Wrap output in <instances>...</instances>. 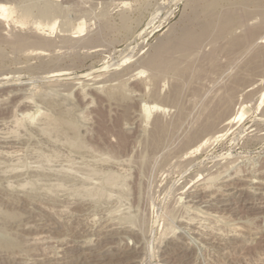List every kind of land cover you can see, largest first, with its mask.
Here are the masks:
<instances>
[{"label":"rangeland","instance_id":"374dc122","mask_svg":"<svg viewBox=\"0 0 264 264\" xmlns=\"http://www.w3.org/2000/svg\"><path fill=\"white\" fill-rule=\"evenodd\" d=\"M0 1L12 10L0 21V133L20 142L16 156H0L7 168L6 177L0 170V264H82L64 259L80 250L94 258L106 248L107 259L85 264L128 257L136 264H264V208L246 182L264 180L263 48L256 43L264 36V0ZM229 17L232 25L222 28ZM207 30L204 45L172 53L169 68L146 65L167 41ZM42 37L52 48L35 44ZM12 88L32 98L31 107L5 96ZM156 104L166 112L149 116ZM157 118L173 127L164 130L167 149L157 142ZM210 135L217 139L202 150ZM228 178L244 190L225 202ZM201 182L207 193L193 203ZM108 226L132 233L114 248L99 247ZM176 242L186 258L172 253ZM136 244L137 255L122 252Z\"/></svg>","mask_w":264,"mask_h":264},{"label":"bare ground","instance_id":"6f19581e","mask_svg":"<svg viewBox=\"0 0 264 264\" xmlns=\"http://www.w3.org/2000/svg\"><path fill=\"white\" fill-rule=\"evenodd\" d=\"M174 1H176V3L178 2V1H180V0H174ZM1 2V1H0ZM3 3V2H2ZM0 4V21H7L8 22V20L11 18V16H12V10H11V8H8V6H6V5H3V4ZM171 13L172 12H170L169 14H168V16L169 15H171ZM46 16V15H45ZM231 16V15H230ZM244 16V15H243ZM232 18H233V16H231ZM236 17V16H235ZM239 18V17H238ZM242 18V17H241ZM240 18V20L241 21H239L238 23H241L242 22V20H243V18L241 19ZM167 19V18H166ZM168 19H170V18H168ZM223 21H225V23L222 25V28L223 27H228V25L230 26V25H232V23H233V21H232V23H231V19H230V17L229 18H227V21L226 20H223ZM238 21V20H237ZM237 21H235L234 20V22H237ZM237 23V24H238ZM6 25H9V24H6ZM212 25V24H211ZM213 25H214V23H213ZM216 25V24H215ZM219 25V24H218ZM225 25V26H224ZM47 27H49V29L51 30V31H54L55 30V26H56V24H53V25H51V26H48V25H46ZM46 26H44V27H46ZM262 26V25H261ZM37 27H38V29H40V27H41V25L40 24H38L37 25ZM43 27V26H42ZM203 27V26H202ZM208 27V26H207ZM216 27V26H215ZM219 27L221 28V24L219 25ZM219 27H218V29L217 30H220L219 29ZM209 28V27H208ZM221 28V29H222ZM211 29V28H210ZM214 29H216V28H214ZM213 29V30H214ZM209 30V29H208ZM208 30L205 32V33H203V34H201V32H200V34H186V35H184L183 37L181 36L177 41H170V42H166L167 44H163L162 45V47L160 46L159 47V49H158V52L156 53V55H153L152 56V58L151 59H148V61H146V65L147 66H149L150 68H152V70L154 71V70H163V69H166V68H169V66H171V65H174L173 64V61H172V53H177L178 51L180 52V54L182 53V54H187L186 52L188 51V50H191L192 49V51H194V48H195V46H197V48H199V47H201L202 46V44L200 45V43H202V39H203V37L208 33ZM213 30H212V33H214L215 34V32L217 31V30H214L215 32H213ZM256 30V29H255ZM222 31V30H221ZM220 31V33H217L216 32V34L218 35H220L222 32ZM191 32V31H190ZM197 32V31H196ZM75 33H79V35H80V33L82 34L83 33V27H79V29H78V31L77 32H75ZM209 33H211V31L209 32ZM211 33V36H213L214 34H212ZM70 35V34H69ZM249 35V34H248ZM41 36H39V37H37L38 39L40 38ZM36 38V43L35 44H38L39 45V47L41 46L42 48H47V47H50V45H51V47L50 48H52V46H53V44H51L50 43V40H48V39H46V38H41L40 40H38ZM72 38H75V37H72ZM87 39V38H86ZM205 39V38H204ZM257 39V38H256ZM255 39V40H256ZM176 40V39H175ZM69 41H71V40H69ZM88 41V40H87ZM98 41V40H97ZM205 41H207V40H204L203 41V45H204V42ZM26 42L28 43V41L26 40L25 42H22V43H25L26 44ZM72 42V41H71ZM210 42V41H209ZM246 42V41H245ZM76 43V42H75ZM256 43L258 44V45H262V48H263V52L260 54V52H259V54L260 55H258V59H259V61L261 62L260 63V67H263L264 68V36H262V37H260V38H258L257 39V41H256ZM199 45V46H198ZM254 45V44H253ZM40 47V48H41ZM194 47V48H193ZM49 48V49H50ZM48 49V48H47ZM40 50V49H39ZM43 50V49H42ZM44 51V50H43ZM46 51V50H45ZM177 51V52H176ZM189 52V51H188ZM192 53V52H191ZM181 54V55H182ZM187 56V55H186ZM172 57V58H171ZM128 60V59H127ZM252 62V61H251ZM253 63V62H252ZM263 65V66H262ZM176 67L178 66V63L175 65ZM258 66V65H257ZM109 66H107V67H105V69H107ZM259 67V68H260ZM253 68V67H252ZM256 68V67H255ZM255 68H253V69H255ZM252 69V70H253ZM161 70V71H162ZM173 70V69H172ZM175 70V69H174ZM160 71V72H161ZM167 72H169V70L167 69L166 70ZM176 71V70H175ZM247 71V70H246ZM62 72V71H61ZM64 72V71H63ZM159 72V73H160ZM163 72H165V71H163ZM173 72V71H172ZM179 72V71H178ZM250 72V71H249ZM56 72H54V73H51V74H55ZM60 73V72H59ZM58 72L56 73V74H59ZM141 73H143L142 71H141ZM140 73V71H139V74H141ZM158 73V74H159ZM175 73V72H174ZM177 73V72H176ZM255 73V72H254ZM50 74V73H49ZM64 74V73H63ZM66 74V73H65ZM69 74V73H68ZM138 73H137V75H139ZM179 74V73H178ZM245 74V73H244ZM248 74H250V73H248ZM62 75V74H61ZM256 75V74H255ZM50 76V75H49ZM68 76V75H67ZM251 77H253V75H250ZM54 77H58V75H54V76H52V78H54ZM61 77V76H60ZM66 77V76H65ZM50 78V77H49ZM256 78H258V75H257V77ZM252 80H255L257 83H258V81L256 80V79H253L252 78ZM255 81L253 82V84L255 85V84H257V83H255ZM250 82V84H252V82L251 81H249ZM249 82H248V84H249ZM244 84V83H243ZM256 86V85H255ZM251 87V86H250ZM254 89V88H253ZM259 91H261V90H259ZM7 93H6V95L5 96H7L8 98H10V99H12L11 97H16L18 100H22L21 101V105H22V108H28V107H31V103L29 102V101H27V100H32V98H29V97H25V96H22V89H19V88H12V89H8V91H6ZM257 92V91H256ZM254 94V93H253ZM84 96H88L87 94L86 95H84ZM177 96V95H176ZM84 98H86V97H83V100H84ZM88 98H89V96H88ZM87 99V98H86ZM6 100V99H5ZM260 100H261V103H263L264 102V89L262 90V93H261V98H260ZM7 101V100H6ZM173 102V101H172ZM20 103V102H19ZM3 104V103H2ZM174 104H175V102H174ZM177 104V103H176ZM175 104V105H176ZM178 105H179V103H178ZM178 105H177V107H178ZM9 106V105H8ZM174 106V105H173ZM211 106V105H210ZM215 106V105H214ZM3 107H6V106H3ZM211 109V108H210ZM186 111V110H185ZM210 111V110H209ZM212 111H213V109H212ZM147 112H148V114H149V116H151L153 113L155 114V113H158V114H160V113H164V112H166V110L165 109H163V108H161L160 106H157V104L156 105H153V106H150L149 108H148V110H147ZM183 112V111H182ZM214 112V111H213ZM239 113V112H238ZM158 114H157V116H158ZM167 114V113H166ZM181 113H179V115H176L177 116V118H179V117H182L181 115H180ZM185 115H186V113H185ZM235 115V114H234ZM244 115H245V110L243 109V111H241L239 114H237V115H235V116H233V117H231L230 119H226V122L224 123L225 124V126H224V128H225V130H230V129H232V126H234V124H236V122H238V120H240L241 121V119L244 117ZM209 116H211V115H209ZM213 116V115H212ZM216 116V115H215ZM206 117V116H205ZM228 118V117H227ZM173 119H174V117H173ZM172 119V120H173ZM175 119H176V117H175ZM174 119V120H175ZM184 119H185V117H184ZM219 119V118H218ZM222 119V118H221ZM220 119V120H221ZM179 120V119H178ZM213 120V119H212ZM176 121V120H175ZM208 121V120H207ZM23 122V121H22ZM22 122H21V119L19 120H17V118L15 117V122H13L14 124H15V126H17V125H21L22 124ZM172 122V121H171ZM198 122H200V121H198ZM203 122V121H202ZM211 122V121H210ZM209 122V123H210ZM165 123H167V122H165ZM174 124V123H173ZM180 124V123H179ZM8 125V124H7ZM155 127L154 128H156V129H158L157 130V132L159 131V133H157L158 134V144H160V148L162 147H164L165 149H167L166 147L170 144L169 142H170V140L167 138V134L166 133H168V131L169 130H167V129H165V128H169L170 126L172 127V124L170 123V124H162L160 121H159V119L157 118L156 120H155V123L153 124ZM216 125V124H215ZM218 125V124H217ZM216 125V126H217ZM223 126V125H222ZM20 127V126H19ZM22 127V126H21ZM198 127V126H197ZM201 127V126H200ZM204 128H206V123H205V126H203ZM213 127H215V126H213ZM13 128H15L14 127V125H13ZM17 128H18V126H17ZM16 128V129H17ZM173 128V127H172ZM176 128H177V125H176ZM208 128V127H207ZM206 128V130L205 131H209L208 129ZM223 128V127H222ZM234 128V127H233ZM6 129H8V128H6ZM155 129V130H156ZM178 129V128H177ZM201 130H202V128H200ZM214 129V128H213ZM213 129H212V132H213ZM18 130H19V128H18ZM18 130H17V132H18ZM164 130H167V132L165 133V131ZM173 130V129H172ZM1 132H2V130H0ZM11 131V130H10ZM15 131V130H14ZM13 131V132H14ZM171 131V130H170ZM175 131H177V130H175ZM174 131V132H175ZM196 131V130H195ZM12 132V133H13ZM16 132V131H15ZM14 132V135L17 133H15ZM42 132H44V130L42 131ZM199 132H200V130H199ZM203 132V131H202ZM161 133V134H160ZM165 133V134H164ZM169 133H171V132H169ZM204 133V132H203ZM209 134H210V132H208ZM17 134H19V133H17ZM16 134V135H17ZM160 134V135H159ZM206 134V133H205ZM209 134H207V135H209ZM212 134V133H211ZM215 134V132L213 133V135ZM192 135V134H191ZM157 136V135H156ZM205 136V135H204ZM211 136V137H210ZM209 137H207V138H203L202 137V139H204V140H202L201 139V143L199 144L200 145V147L202 146V145H204L205 147L206 146H208L209 144H211V143H209V142H212V139L213 138H216L217 139V136L215 135L213 138H212V135H210ZM192 137V136H191ZM199 137V136H198ZM197 137V141H198V139L200 138H198ZM18 139H19V137H17ZM18 139L16 140L15 139V137L13 138V135H11L10 136V134H8V133H6V134H4V133H0V156L1 155H4L6 158L9 156V157H13V156H16V154L18 153V150H19V145H20V142L18 141ZM192 139V138H191ZM191 139H190V141H191ZM196 139V138H195ZM195 139H193V141L195 142L196 140ZM22 140V139H21ZM168 140H169V142H168ZM172 140V139H171ZM214 140V139H213ZM23 141V140H22ZM44 141V140H43ZM49 142V141H48ZM156 142V143H157ZM192 142V141H191ZM214 142V141H213ZM155 143V144H156ZM190 142L188 141V144H189ZM197 142H195V144H196ZM209 143V144H208ZM44 144V143H43ZM49 144V143H48ZM187 144V145H188ZM194 144V146H196L197 147V145H195ZM198 144V143H197ZM192 145H193V143H192ZM154 146V145H153ZM159 146V145H158ZM191 146V145H190ZM194 146H192L193 148H195ZM204 146L203 147H201L202 148V150H203V148H204ZM157 147V146H156ZM189 147V146H188ZM159 148V147H158ZM157 148V149H158ZM193 148H191V149H193ZM153 149V148H152ZM185 149H186V147H185ZM190 149V150H191ZM197 149V148H196ZM196 149H194V151L196 150ZM153 150H155V148L153 149ZM158 150H160V149H158ZM155 151H157V150H155ZM154 151V152H155ZM189 151V150H188ZM187 151V152H188ZM199 151V150H198ZM21 152V151H20ZM181 152V151H180ZM191 153H192V150H191ZM181 154V153H180ZM185 154L186 153H184L183 152V155L185 156ZM20 155V154H19ZM187 156V155H186ZM179 157H180V155H179ZM176 158H178V157H176ZM1 159V158H0ZM3 160V159H2ZM7 161V160H6ZM12 162V161H11ZM230 163V162H229ZM2 164V163H1ZM2 165H4V164H2ZM1 166V165H0ZM6 166V165H5ZM1 168H2V166H1ZM3 168H4V166H3ZM6 168V167H5ZM16 168V167H15ZM15 168H14V170H15ZM7 169V168H6ZM6 169L4 170L3 169V171L1 172V174H3L5 177H6ZM13 169V168H12ZM18 170V169H17ZM17 170H15V171H17ZM8 172H9V170H7ZM14 171V172H15ZM19 172H20V170H18ZM13 172V171H12ZM0 174V175H1ZM199 174V173H198ZM224 174H225V172H224ZM236 174V173H235ZM3 175H1V177H4ZM9 175V174H8ZM7 175V176H8ZM11 175V174H10ZM236 176H237V174H236ZM241 176V175H240ZM0 177V178H1ZM10 177V176H9ZM21 177H22V175H21ZM33 177V176H32ZM223 177H224V175H223ZM232 177H234V176H232ZM205 178V177H204ZM236 178V177H235ZM21 179V178H20ZM110 177L107 179V181L108 182H110ZM229 179V178H228ZM264 179V178H263ZM262 178H261V180H263ZM5 180V179H4ZM8 180V178L5 180V182ZM15 180V179H14ZM19 180V179H18ZM49 180H50V178H49ZM225 180H227V179H225ZM233 180H235V179H229L228 181H225V182H223V183H225L223 186L225 187L224 188V192H223V195H221V197H223L224 198V200H225V202L226 201H229L231 198L230 197H232L233 195H235V194H237V192H239V191H242V190H244V188H240V187H238L237 186V182H233ZM9 181V180H8ZM7 181V183L9 184V182ZM25 181V180H24ZM264 181V180H263ZM263 181H258V182H255V181H253V180H251V181H246V182H248V188L249 187H252L253 186V189L256 191H254L255 193H253L254 195H255V197H258V198H260L259 200V204H261L260 206L261 207H263L264 208V188H263V186H264V183H263ZM1 182H3L2 181V179H1ZM28 182V181H27ZM90 183V182H89ZM202 183V182H201ZM207 183V182H206ZM1 184V183H0ZM83 184V183H82ZM2 185V184H1ZM26 185H28V184H26ZM76 185V184H75ZM85 185H86V183H85ZM201 185H203V183L202 184H199L198 186H196L197 188H194V190L193 191H191V194H190V197H191V201L193 202V203H197V202H200V201H202L200 198L201 197H204V193H207V188H205V187H203V188H200V186ZM242 185V184H241ZM82 186V185H81ZM2 187V186H1ZM0 187V188H1ZM9 187V186H8ZM23 187V186H22ZM84 187V186H83ZM210 186H208V188H209ZM215 187V186H214ZM246 187V186H245ZM78 188V187H77ZM76 188V189H77ZM85 188V187H84ZM216 188V187H215ZM218 188V187H217ZM223 188V187H222ZM247 188V187H246ZM245 188V189H246ZM9 189H10V187H9ZM81 189H82V187H81ZM89 188H87V190H88ZM1 190V189H0ZM85 190V189H84ZM217 190H219V189H217ZM222 190V189H221ZM248 191V190H247ZM220 192V191H219ZM253 192V191H252ZM217 193V192H216ZM207 196V195H206ZM27 197V196H26ZM207 197H209V196H207ZM229 199H228V198ZM25 198V197H24ZM206 198V197H205ZM233 198V197H232ZM38 199V198H37ZM204 199V198H203ZM5 200H7V199H5ZM19 200V199H18ZM223 200V201H224ZM36 201V200H35ZM221 201V200H220ZM20 202V201H19ZM223 203L222 205L223 206H228V205H230L229 203ZM35 203V202H34ZM39 203H41L40 201H39ZM206 203H209V201H207ZM215 203H217V202H215ZM222 203V202H221ZM258 203V202H257ZM71 204V206H72V203H70ZM74 204H76V203H74ZM36 205V204H35ZM221 205V204H220ZM202 206V205H201ZM236 206V205H235ZM46 208V207H45ZM46 209H48V208H46ZM199 209V208H198ZM80 212V211H79ZM82 216V215H81ZM182 221V220H181ZM30 222V221H29ZM189 222V221H188ZM180 223V222H179ZM192 223V222H191ZM194 223V222H193ZM189 224V223H188ZM21 225V224H20ZM19 225V227H17V228H19L18 230H20V231H23V230H28V229H31V226H28V224H25V225H21L23 228H20L21 226ZM193 226V225H192ZM10 227V226H9ZM32 227H33V225H32ZM35 228V227H34ZM106 228V227H105ZM183 228V227H182ZM199 228H200V226H199ZM23 229V230H22ZM180 228H178V230H179ZM176 230V229H175ZM132 233V231L130 230V229H126V228H124V227H122V228H120V227H113V226H108L105 230H103V231H101L100 233H99V235H98V237H97V245H99V247H102V248H105L104 246H111V245H113L114 243H112V242H114V241H116L118 238L120 239V238H122V234H124V233ZM135 236L137 235V234H134ZM237 235V234H236ZM175 237V236H174ZM37 238V237H36ZM43 238V237H42ZM35 239V238H34ZM37 240H38V238H37ZM40 240V239H39ZM42 240V239H41ZM84 240V239H83ZM85 241V240H84ZM34 242V241H33ZM38 242H40V241H38ZM37 242V243H38ZM41 243V242H40ZM92 243V242H91ZM90 243V244H91ZM36 244V243H35ZM116 245V244H115ZM85 246V245H84ZM112 247V246H111ZM110 247V248H111ZM82 248H84V247H82ZM101 248V249H102ZM112 248H114V246L112 247ZM139 248V246H137V244L136 245H134V247H132V248H128L127 250L126 249H124V250H122V252H125V254L126 255H130V256H134V255H137L139 252H138V249ZM171 248V250L173 251L172 253H180V256H182V257H185V255H184V252H185V249H184V246L183 245H180V243L178 244L177 242L175 243V245H173L172 247H170ZM75 249H77L76 247H75ZM72 250V249H71ZM90 250V249H89ZM103 251H101V253L99 254V255H95L94 256V258H92V257H88L87 255H89V252H86V250H80V251H78L77 252V255H75V254H70L69 256L68 255H66V256H68V257H66L64 260V262H79V263H82V264H85L86 262L88 263V262H90L92 259H94V260H101V261H103V260H105V259H107V255L105 254V253H107L108 252V249L106 248V249H102ZM170 250V249H169ZM73 251H76V250H74L73 249ZM72 251V252H73ZM88 251V250H87ZM92 251V250H91ZM90 251V252H91ZM92 252H94V251H92ZM170 252V251H169ZM69 253V252H68ZM91 254V253H90ZM92 254H94V253H92ZM98 254V253H97ZM113 254V253H112ZM118 254V253H117ZM186 254V253H185ZM114 255V254H113ZM64 256V255H63ZM166 256V255H165ZM173 256V255H172ZM60 257V256H59ZM65 257V256H64ZM110 257V256H109ZM129 258V260L127 261V262H125L124 264H136L138 261L136 260V259H134L133 257H128ZM186 258V257H185ZM183 258H181V260H182ZM111 260H112V258H111ZM51 261V260H50ZM183 261V260H182ZM11 263V262H10ZM60 263V262H59ZM102 263V262H101ZM14 264H20L19 262L18 263H14ZM23 264V263H22ZM25 264V263H24ZM52 264V263H51Z\"/></svg>","mask_w":264,"mask_h":264}]
</instances>
